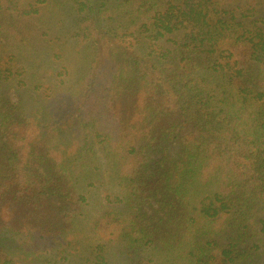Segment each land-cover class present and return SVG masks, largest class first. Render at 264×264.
Instances as JSON below:
<instances>
[{"label": "trees", "instance_id": "16d2710c", "mask_svg": "<svg viewBox=\"0 0 264 264\" xmlns=\"http://www.w3.org/2000/svg\"><path fill=\"white\" fill-rule=\"evenodd\" d=\"M0 264H264V0H0Z\"/></svg>", "mask_w": 264, "mask_h": 264}, {"label": "rangeland", "instance_id": "374dc122", "mask_svg": "<svg viewBox=\"0 0 264 264\" xmlns=\"http://www.w3.org/2000/svg\"><path fill=\"white\" fill-rule=\"evenodd\" d=\"M68 17H71V16H68ZM68 17L59 18L58 16L54 19L53 30L48 31V36H49L48 38L55 39L59 37L62 42L63 40L64 42L69 40L66 37L69 36L70 28L72 25H75V22L71 21V19L69 20ZM64 47H65V50H64L65 57L70 58L73 54V51L71 50V48L76 49V47L71 46V45H70V48L69 46H64ZM64 47L62 48V50L64 49ZM59 50L61 49L59 48ZM69 63H71L72 66H70ZM69 63L65 59L64 61H59L60 67L57 68L56 74H59V73L61 74L58 80L62 82L65 81L67 84L65 85L66 88H70V87L75 88L81 79V78L79 79V77H80V74L83 72L82 70L83 66H82V62L77 59ZM65 67H67L66 69H68V71L64 69ZM43 74L48 76L47 78H44V83H53L57 80V77H54L55 75L50 74L48 72V69L46 70V72L45 70H43L41 75ZM74 88H71V89H74ZM13 95L12 97L14 98V101L18 100V97H14ZM106 195H107L106 188H103V189L101 188V190H94L88 193L89 199L91 201V206L89 207V211L91 214H95L100 209L101 201H104L103 199L105 198Z\"/></svg>", "mask_w": 264, "mask_h": 264}]
</instances>
